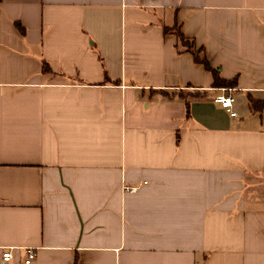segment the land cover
<instances>
[{"label": "crops", "instance_id": "crops-1", "mask_svg": "<svg viewBox=\"0 0 264 264\" xmlns=\"http://www.w3.org/2000/svg\"><path fill=\"white\" fill-rule=\"evenodd\" d=\"M247 94L264 0H0V264H264Z\"/></svg>", "mask_w": 264, "mask_h": 264}, {"label": "trees", "instance_id": "trees-1", "mask_svg": "<svg viewBox=\"0 0 264 264\" xmlns=\"http://www.w3.org/2000/svg\"><path fill=\"white\" fill-rule=\"evenodd\" d=\"M170 29H174L175 34L178 37L179 46L184 48L186 51L190 52L193 55V58L195 62L200 63L206 68L208 71H210L213 75L214 81L213 84L216 85H225L229 86L233 84V81L231 80H224L219 77L216 70L210 65L209 60L207 57L203 54V50L201 48L195 49L193 47L192 41L187 39L183 33L177 28H164L165 31H169ZM42 70L43 71H50V68L48 65L43 62L42 63ZM247 103L248 107L251 113H262L264 112V100H256L254 97H252L250 94H247Z\"/></svg>", "mask_w": 264, "mask_h": 264}, {"label": "built area", "instance_id": "built-area-1", "mask_svg": "<svg viewBox=\"0 0 264 264\" xmlns=\"http://www.w3.org/2000/svg\"><path fill=\"white\" fill-rule=\"evenodd\" d=\"M215 103H218L220 107L227 113L230 118H236L237 114L233 110L234 97L230 94L223 92L221 94L215 95L213 97ZM124 192L134 193L137 191V187H122ZM25 255L24 264H31L36 260L37 252L34 248H26L23 250ZM13 259L12 252L10 250H5L1 254V262L4 264L10 263Z\"/></svg>", "mask_w": 264, "mask_h": 264}]
</instances>
